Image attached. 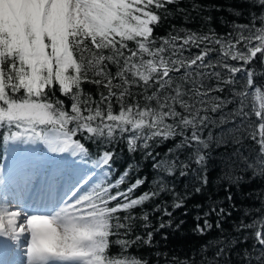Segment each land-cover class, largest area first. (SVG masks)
<instances>
[{
  "label": "trees",
  "instance_id": "1",
  "mask_svg": "<svg viewBox=\"0 0 264 264\" xmlns=\"http://www.w3.org/2000/svg\"><path fill=\"white\" fill-rule=\"evenodd\" d=\"M156 5L149 6L159 17L150 47L162 50L169 75L161 70L148 87L134 84L124 101L135 118L148 109L146 122L76 137L85 160L106 157L108 177L83 195L102 193L95 228L106 233L97 237L104 255L110 264H264V50L251 54L264 49V0ZM127 44L135 50V41ZM200 52L203 59L190 64ZM82 87L97 102L107 94ZM56 97L70 111L58 86ZM112 104L119 114L115 97ZM2 136L0 159L9 149L28 158L40 147L5 144ZM68 154L58 159H77Z\"/></svg>",
  "mask_w": 264,
  "mask_h": 264
},
{
  "label": "snow or ice",
  "instance_id": "2",
  "mask_svg": "<svg viewBox=\"0 0 264 264\" xmlns=\"http://www.w3.org/2000/svg\"><path fill=\"white\" fill-rule=\"evenodd\" d=\"M154 3L157 6L156 0H0L4 143L43 144L50 153L75 157L85 150L77 136L87 141L106 126L145 123L149 110L135 118L133 106L125 108L124 101L134 84L148 87L161 70L163 78L169 75L162 50L150 47L151 25L159 19L149 7ZM127 41H135V50ZM205 55L200 52L189 63ZM110 65L116 68L114 74ZM84 83L102 87L107 94L101 91L97 102L85 93ZM57 86L71 100L70 111L56 97ZM113 97L120 104L116 115ZM57 168L62 172L59 179L54 175L32 186L24 207L13 210L0 198V240L14 246L16 264H110L104 255L106 244L97 238L106 233L93 226L105 210L100 207L102 193L77 198L75 161L63 159ZM62 180L70 191L60 200L57 189ZM10 195L17 199L15 192ZM33 197L39 198L42 211L28 209ZM88 217L95 219L89 223Z\"/></svg>",
  "mask_w": 264,
  "mask_h": 264
},
{
  "label": "rangeland",
  "instance_id": "3",
  "mask_svg": "<svg viewBox=\"0 0 264 264\" xmlns=\"http://www.w3.org/2000/svg\"><path fill=\"white\" fill-rule=\"evenodd\" d=\"M259 42H260V44L264 43V32H263L262 36L260 37ZM254 48H257V46H253L251 48V54H253V51L252 50ZM256 100H257V107L260 108V100H259L258 95L256 96ZM80 154H82V152ZM12 158H14V156L11 155L6 160L8 161V160H11ZM78 165H81V163H79ZM83 165L87 166L85 169L88 170V171L85 174H83L81 177H79V180L80 179H83L84 180V184L90 183V184H93V185H97L100 182L104 181V179L106 178L107 173L103 169H101L100 171H97L96 173L94 172V173L89 174L90 171L92 172L95 169V167H94L95 164H91V165L83 164ZM6 172H7V165H6V163H4L3 166H2V168L0 169V178L3 177L6 174ZM2 181H5V179H3ZM24 184L26 185V187H29L31 185L30 181L25 182ZM36 184H39V183H36ZM34 185L35 184H33V186ZM61 186H62V184H61ZM67 187H68V185L66 187H64L63 190L68 191V188ZM64 195H65V197L63 199L66 198L67 192ZM77 197H78V194H77ZM4 200H6V201L9 202V206L11 208H13V210L16 209L14 205H18L17 202H13V200H8V198H5ZM19 205H20V203H19ZM94 219H95L94 217H88L87 218V222L92 223L94 221ZM6 244L9 246V248L11 247L10 248V254L8 256L10 258V264H16V262L18 260V257L15 256L13 254V252H12V248L14 246H12L10 243H6Z\"/></svg>",
  "mask_w": 264,
  "mask_h": 264
},
{
  "label": "bare ground",
  "instance_id": "4",
  "mask_svg": "<svg viewBox=\"0 0 264 264\" xmlns=\"http://www.w3.org/2000/svg\"><path fill=\"white\" fill-rule=\"evenodd\" d=\"M30 201H31V203H32V205L34 207V208H32L33 211H35V212H37L38 210L42 211V209H38L37 208L38 207V204H39V198L33 197V199L30 200ZM14 206H15V208H17V207H21L22 204H20V205L18 204V205H14ZM28 207H31V206H28ZM6 243L7 242H4V241L0 240V246H3L4 247L6 245ZM2 254L3 253L0 251V264H10V262L4 260L3 257H1Z\"/></svg>",
  "mask_w": 264,
  "mask_h": 264
}]
</instances>
